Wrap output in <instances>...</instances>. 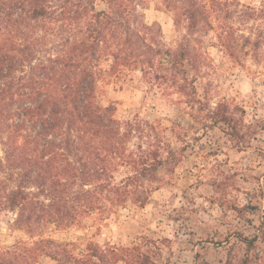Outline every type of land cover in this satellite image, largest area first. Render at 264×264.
Here are the masks:
<instances>
[{
	"label": "trees",
	"instance_id": "16d2710c",
	"mask_svg": "<svg viewBox=\"0 0 264 264\" xmlns=\"http://www.w3.org/2000/svg\"><path fill=\"white\" fill-rule=\"evenodd\" d=\"M159 3L185 29L175 46L164 44L158 22L146 20L148 0H0V209L14 211L16 227L33 238L0 244V264H37L44 255L57 264H155L139 246L90 240L77 251L73 242L42 235L48 224L67 228L128 203L145 206L152 189L143 182L157 179L175 155L163 139L149 140L140 122L119 120L115 104L101 102L100 86L120 73L141 71L236 147L264 131V118L248 121L228 100L212 105L195 85L210 58L202 32L215 31L219 46L236 55L240 0ZM135 133L148 138L146 146H131ZM121 167L130 174L116 183Z\"/></svg>",
	"mask_w": 264,
	"mask_h": 264
},
{
	"label": "rangeland",
	"instance_id": "374dc122",
	"mask_svg": "<svg viewBox=\"0 0 264 264\" xmlns=\"http://www.w3.org/2000/svg\"><path fill=\"white\" fill-rule=\"evenodd\" d=\"M144 13L149 23L161 25L166 46L178 44L185 29L176 28L172 13L159 0H148ZM233 21L235 56L219 46L215 31L202 32L210 58L195 85L212 105L228 100L245 109L248 121L263 119L264 0H240ZM165 93L139 70L120 73L99 92L102 103L115 104L119 120L140 122L151 132L149 140L163 139L162 145L175 150L158 178L143 182L152 189L148 203H128L67 228L48 224L42 235L73 242L77 251L90 240L139 246L155 264H264V131L246 147H236L218 127L205 129L195 121L176 94ZM147 141L135 133L131 146H146ZM129 174V168L121 167L114 182ZM15 217L14 211L0 209V244L33 240L16 227ZM37 264L57 261L44 255Z\"/></svg>",
	"mask_w": 264,
	"mask_h": 264
}]
</instances>
